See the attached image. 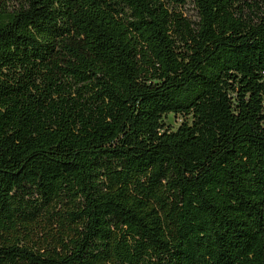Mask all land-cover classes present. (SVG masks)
<instances>
[{
	"label": "trees",
	"instance_id": "1",
	"mask_svg": "<svg viewBox=\"0 0 264 264\" xmlns=\"http://www.w3.org/2000/svg\"><path fill=\"white\" fill-rule=\"evenodd\" d=\"M0 264H264V0H0Z\"/></svg>",
	"mask_w": 264,
	"mask_h": 264
},
{
	"label": "rangeland",
	"instance_id": "2",
	"mask_svg": "<svg viewBox=\"0 0 264 264\" xmlns=\"http://www.w3.org/2000/svg\"><path fill=\"white\" fill-rule=\"evenodd\" d=\"M164 123L167 124L171 130L176 129L183 121L182 116L168 114L164 117ZM127 193L135 196H142L148 207L157 208L164 220L167 222L166 210L162 206L161 199L164 196L162 187L152 188L143 193L141 188L136 185L135 181H131L127 186ZM72 199L61 197L54 200L47 211L38 215L33 221H20L15 227L11 235L22 236L26 244L35 249L55 248L57 238L69 236L66 217L63 215L65 210L72 206ZM48 212H52V217L48 216ZM75 225V224H74ZM73 226V225H72Z\"/></svg>",
	"mask_w": 264,
	"mask_h": 264
}]
</instances>
